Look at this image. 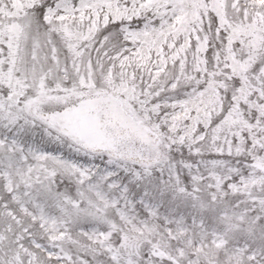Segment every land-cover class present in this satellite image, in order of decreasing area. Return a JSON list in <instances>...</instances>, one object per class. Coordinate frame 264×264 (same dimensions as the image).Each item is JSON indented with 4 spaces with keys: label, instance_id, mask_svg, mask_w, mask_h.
<instances>
[{
    "label": "snow or ice",
    "instance_id": "obj_1",
    "mask_svg": "<svg viewBox=\"0 0 264 264\" xmlns=\"http://www.w3.org/2000/svg\"><path fill=\"white\" fill-rule=\"evenodd\" d=\"M0 264H264V0H0Z\"/></svg>",
    "mask_w": 264,
    "mask_h": 264
}]
</instances>
